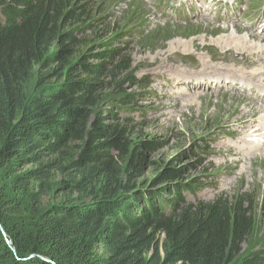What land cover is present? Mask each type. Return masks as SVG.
Listing matches in <instances>:
<instances>
[{
    "label": "trees",
    "instance_id": "obj_1",
    "mask_svg": "<svg viewBox=\"0 0 264 264\" xmlns=\"http://www.w3.org/2000/svg\"><path fill=\"white\" fill-rule=\"evenodd\" d=\"M94 4L0 0V170L38 149L40 140L52 152L68 140L84 141L76 162L85 171L71 185L81 188L90 176L98 185L93 201L27 213L18 203L7 205L0 190V264H264V243L242 253L254 227L251 199L219 195L189 202L183 192L196 193L197 180L168 183L174 198L142 191L133 171L146 159L141 146L152 149L156 142L134 145L122 168L130 149L129 118L114 125L103 124L99 115L89 121L109 73L130 69V60L113 48L98 52L97 64L87 62L91 48L71 60L82 29L69 23L89 17L93 9L106 20ZM64 63V73L44 71ZM132 98L123 94L118 101L124 105ZM181 171L169 162L156 180L175 181Z\"/></svg>",
    "mask_w": 264,
    "mask_h": 264
},
{
    "label": "rangeland",
    "instance_id": "obj_2",
    "mask_svg": "<svg viewBox=\"0 0 264 264\" xmlns=\"http://www.w3.org/2000/svg\"><path fill=\"white\" fill-rule=\"evenodd\" d=\"M91 1L96 3L94 7L100 6L104 10L101 15L106 17V20H99L93 9L89 17H81L69 23V26L82 29L78 35L81 45L71 60H75L79 54L91 48L86 55L87 62L97 64L101 62V59L96 56L97 53L106 48H113L119 49L120 56L130 60V69L127 71L117 69L109 73L106 88L100 93L97 106L89 121L99 115L103 124L114 125L115 123L125 124V119L129 118L131 123L127 124L126 139L130 149L127 150L124 162L121 160L119 163L122 168L125 167V162L134 145L141 146L142 141L156 142L152 149L141 146L140 149L146 159L141 162L139 171H133V174L137 176L136 184L141 190L143 189L142 191L148 188L160 198H174L166 188L168 183L173 185L174 182L197 180L196 193L183 192V196L189 202L211 201L219 195L229 198L245 195L247 199H251L254 227L242 243V253L260 248L264 243L262 213L264 155L245 161L240 155L234 156L232 153L235 150L234 147L230 149L224 145L226 140L233 142L238 140L229 138V134L243 133L237 130H245L250 118L249 125L254 124L253 121L258 118L256 116L259 112L251 113L248 108H243L248 104L247 100L259 103L257 102L259 98L257 97L255 101L245 92L239 91V85L233 84L231 78H227L228 82L218 80L219 84H212L215 79L202 82L206 87L192 82L198 78L197 75L189 78L190 74H197L201 70L206 73L205 75L220 77L226 74L223 70L217 69L218 67L248 70L254 66L250 63H240L236 57L233 58L227 54L218 56L214 48H208L212 42L210 40L219 35H225L230 31L231 26L223 29L224 24L217 21L211 24L199 21L202 19L196 20L200 16L190 13L187 3L180 5L177 0H154V4L146 0ZM262 1L243 0L241 4L233 5L232 13L238 21L235 27L254 32L255 36L256 32L248 24H256L260 31L264 29L262 20L256 19L257 7ZM253 3H256V7L252 5ZM193 5L196 4L193 3ZM224 8L226 9V5H221L218 12H222ZM199 14L204 17L212 16L202 11H199ZM263 33L264 30L261 31V35ZM261 35L256 37L260 38L264 44V38L262 39ZM189 41H198L199 45L189 46ZM183 44L186 46L183 47ZM174 47L176 49H173ZM181 51L195 54L180 59L176 53ZM154 55L156 58L161 55L169 57L164 62V59L153 60ZM163 62L167 65L177 64L178 79L173 68H171L173 71L171 77L165 75L161 78V74L160 77L157 76L160 67L157 66ZM205 63L207 65H204ZM213 63L216 66L211 65ZM255 66L261 67L259 64ZM65 67L66 63L63 67L54 64L47 68L45 66L44 71L53 72L57 69L61 71L60 73H64ZM75 73H81V69L79 68ZM232 76L235 77L234 74ZM162 83L167 85H160ZM175 83L178 84L176 87L173 85ZM217 86H221V89ZM233 86L235 89L229 90ZM33 87L34 82L30 81L28 90L31 91ZM214 87L216 90H212ZM178 88L182 89L184 98L165 91L168 89L176 91ZM123 94L133 96L132 101L121 105L118 99L119 95ZM162 96H167L169 99H163ZM229 96H235L237 99V104L233 105L234 109L229 111L232 114L230 119L227 118V114L226 117L224 116L222 110L220 112L218 103L226 101ZM169 100H173L171 104L160 107L162 102ZM256 103L254 104L257 105ZM249 106L251 105H246V107ZM260 121L255 124H260ZM62 133L67 137L65 130ZM40 141L38 149L23 159L13 162L7 171L0 170V190L3 191L1 196L3 200L7 199V205L12 202L18 203L22 213H27L37 207L39 211H43L59 203L93 201V197L98 194L96 176L95 179L94 176L87 177V183L81 188L76 189L71 185L85 171L76 162L84 141L68 140L64 145L67 147L62 146L57 152L48 150L45 142ZM32 155L37 157L30 159ZM222 159L227 161L219 163L218 161ZM231 159L239 160L231 162ZM169 162L182 170L181 176L171 182L157 181L158 174ZM231 163L237 164L232 166ZM21 189L24 197H21Z\"/></svg>",
    "mask_w": 264,
    "mask_h": 264
},
{
    "label": "bare ground",
    "instance_id": "obj_3",
    "mask_svg": "<svg viewBox=\"0 0 264 264\" xmlns=\"http://www.w3.org/2000/svg\"><path fill=\"white\" fill-rule=\"evenodd\" d=\"M146 1L148 3H150V4H154V0H146ZM192 2H193L192 0H188L187 4L189 6L190 13H192L193 15L200 16L196 20L202 19V20H199V21H206V22L211 23V24H213V22L217 23L216 20L214 19V17L201 16L199 14V11L200 10L202 11V9H200V10L196 9V5H193ZM203 11H206V9H204ZM257 18L260 20L262 18V13L257 14ZM191 21H195V20H191ZM196 23H198V21ZM237 24L238 23L233 24V25L224 24L222 26V28L223 29H227L228 27L231 26V29L229 28L230 31L226 32L225 35H222V36L219 35L217 38L210 40V41H212L211 44H215V45H211L210 44L208 46V48H214L217 51V53H215V54L218 55V56L219 55L224 56V55L227 54V55H229V56H231L233 58L236 57L239 60L240 63H244V64L245 63H248V64L250 63V64H253L254 66L252 68L248 69V70H243L242 68L241 69H237L235 67H223V68L218 67L217 69L223 70V73L226 74V75H221V76L219 75L220 77L215 76V75H213V76L205 75L206 73L201 70L197 74H190L189 78L196 77V75H197L198 78L192 80V82L194 84H196V85H204V86H205V84L202 83L204 81L207 82L208 80L212 81V79H215L214 80L215 82L212 81L213 82L212 84H219L218 80H222L223 82H226L227 78L228 79L231 78L233 80V84H235L236 86L239 85V91L245 92L246 94L249 95V97L254 98L255 101H256V98L258 97L259 100L257 102L260 103L261 102V98L258 96V91H261V89H264V44L262 43L260 38H257L256 36L257 35L260 36L261 35V31H263L264 29H261V31H260V28H258L256 24H248V26L251 27L256 32L257 35L255 36L253 34L254 32L252 33L250 31H247V30H245L244 27H243L244 29L236 28L235 25H237ZM262 39H263V37H262ZM188 45L189 46H198L199 42L198 41H189ZM182 46L184 47V46H186V44H183ZM173 49H176V48L174 47ZM190 54H195V53L194 52L187 53V51H183V52L181 51V52L176 53L177 57H179L180 59L188 57ZM168 57L161 55V56H157V58H156V55H154L153 56V60H157V59L158 60H163L164 59L163 61L165 62V61H167ZM209 60H211V59H209ZM164 62H163V64L157 66V67L160 66L159 67V73H158L157 76L160 77L159 76L160 74L162 75L161 78L165 77V75H169L170 76V75L173 74V71L171 70V68H173V69H175L174 70V74L176 75V78H177V72H178V71H176V70H178L177 64L176 65L175 64H170L172 66V67H170V65H167ZM206 63L208 64V62H206ZM206 63L204 65H207ZM255 64H259V66H261V67L259 68L258 66H255ZM211 65H215V64L213 63ZM258 69H260V70L258 71ZM211 71H213V69ZM243 72H244V76H243ZM232 74H234L235 77H233ZM194 81H196V82H194ZM157 85H159V84H157ZM160 85L166 86L167 83H162ZM173 85H174V87H176L178 84L175 83ZM182 85H184V84H182ZM188 88L190 90L192 89L190 87H188ZM233 88L235 89V87L233 86L229 90H232ZM219 89H221V88H219ZM178 90H179V88H178ZM178 90L170 91L168 89V90H165V91L171 92L172 94H174L177 97L184 98V96H182V94H183L182 89L179 90V91ZM212 90H216L215 87L212 88ZM162 97H163V99H169V98H167V96H162ZM254 99H252V100H254ZM183 100H185V99H183ZM236 100L237 99H236L235 96H229V98L226 99V101L218 102L220 104V106H219L220 107V112L222 110L224 116L227 114V118H229V119H230V116L232 115L229 111H232L234 109L233 105L237 104ZM171 101H173V100L162 102L160 107H164L166 105L171 104L172 103ZM247 102H248V104H246V105H251V106L246 107V105H245L243 109H247L248 108L251 113L252 112L253 113L254 112L255 113L259 112V114L256 116L258 118L256 120L253 118L254 119V121H253L254 124L249 125L250 122H251V118L249 116L250 119L248 120V122L249 121L250 122H249L248 126H245L246 129L245 130H241V129L237 130V131H243V133H241L239 135L236 134V133H232V134H229L230 136H228L229 138H236L238 140H236V142L227 141L226 140V142L224 143V145L227 146L230 149L232 147H234L235 150L237 149L236 151L234 150V152H232V153L234 154V156L235 155H237V156L240 155V156L244 157L245 161H248V160H251V159H255L257 157H260V156L264 155V106L261 103L259 104V103H256V102H253V101H250V100H247ZM254 103H256L257 105H255ZM221 104H222V106H221ZM258 121H260L261 123L259 122L260 124L256 125L255 123L258 122ZM247 155H248V157H247ZM236 160H239V159H236ZM236 160H232L231 162H236ZM224 161H227V160H223L222 159V160H219L218 162L219 163H223ZM236 164L231 163L230 165L236 166ZM243 171H244V169H243Z\"/></svg>",
    "mask_w": 264,
    "mask_h": 264
},
{
    "label": "water",
    "instance_id": "obj_4",
    "mask_svg": "<svg viewBox=\"0 0 264 264\" xmlns=\"http://www.w3.org/2000/svg\"><path fill=\"white\" fill-rule=\"evenodd\" d=\"M3 234L5 235V233L3 232Z\"/></svg>",
    "mask_w": 264,
    "mask_h": 264
}]
</instances>
